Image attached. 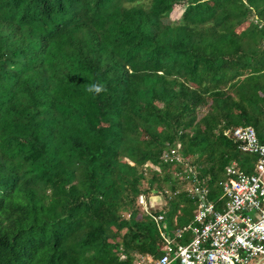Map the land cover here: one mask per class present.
Wrapping results in <instances>:
<instances>
[{"label": "trees", "instance_id": "1", "mask_svg": "<svg viewBox=\"0 0 264 264\" xmlns=\"http://www.w3.org/2000/svg\"><path fill=\"white\" fill-rule=\"evenodd\" d=\"M237 126L264 129V0H0V264L156 258L185 187L250 157Z\"/></svg>", "mask_w": 264, "mask_h": 264}, {"label": "built area", "instance_id": "2", "mask_svg": "<svg viewBox=\"0 0 264 264\" xmlns=\"http://www.w3.org/2000/svg\"><path fill=\"white\" fill-rule=\"evenodd\" d=\"M222 134L239 151L255 156V173L231 162L217 182L220 195L213 200L208 198L209 189L193 179L195 184L185 187L195 201L192 219L170 236L161 232L164 244L159 255L141 257L135 264H264V129L261 138L251 126L225 129ZM138 202L143 204L141 195ZM184 233L189 239L176 242Z\"/></svg>", "mask_w": 264, "mask_h": 264}, {"label": "rangeland", "instance_id": "3", "mask_svg": "<svg viewBox=\"0 0 264 264\" xmlns=\"http://www.w3.org/2000/svg\"><path fill=\"white\" fill-rule=\"evenodd\" d=\"M249 154V153H248ZM246 154H243L242 156H241V158H240V161H239V164L241 165V166H239L243 171H245V169L244 168H247V171L246 172H248V173H255V170H254V165H255V156L254 155H252V154H249V156L250 157H247L246 158V156H245ZM218 195H220V191H218V193H217V195L216 196H218ZM159 199L160 198H157V197H155V198H150V206H157V205H160V201H159ZM222 200H224V199H222ZM194 204H195V201H194ZM145 204H144V200H143V206H144ZM178 216H180V215H178ZM177 216V217H178ZM181 218L183 217V214H182V216H180ZM183 224H185L184 222H183ZM183 224H181V225H183ZM181 225H179V226H181ZM189 239V236L186 234V233H184L183 235H182V237L180 238V239H178L176 242H184L185 240H188Z\"/></svg>", "mask_w": 264, "mask_h": 264}, {"label": "clouds", "instance_id": "4", "mask_svg": "<svg viewBox=\"0 0 264 264\" xmlns=\"http://www.w3.org/2000/svg\"><path fill=\"white\" fill-rule=\"evenodd\" d=\"M90 93H94L96 95H99L101 92L106 91V88L104 85L99 83H93L89 84L86 89Z\"/></svg>", "mask_w": 264, "mask_h": 264}, {"label": "crops", "instance_id": "5", "mask_svg": "<svg viewBox=\"0 0 264 264\" xmlns=\"http://www.w3.org/2000/svg\"><path fill=\"white\" fill-rule=\"evenodd\" d=\"M150 198H153V197H150ZM160 253V252H159ZM147 256V255H146ZM151 256V255H150Z\"/></svg>", "mask_w": 264, "mask_h": 264}]
</instances>
